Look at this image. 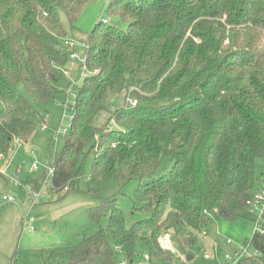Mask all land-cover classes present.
Masks as SVG:
<instances>
[{
  "label": "trees",
  "instance_id": "trees-1",
  "mask_svg": "<svg viewBox=\"0 0 264 264\" xmlns=\"http://www.w3.org/2000/svg\"><path fill=\"white\" fill-rule=\"evenodd\" d=\"M88 1L0 0V155L16 137L29 140L45 118L39 104L68 94L60 13L75 26ZM109 10L125 25L101 19L92 31L71 130L51 163L50 191L69 192L94 155L84 192L101 200L87 209L99 229L61 249L65 264H119L117 246L134 262L141 245L153 264L156 255L171 259L158 238L167 224L193 247L209 211L256 219L247 201L264 159V0H115ZM123 91L138 105L94 125ZM111 179L119 190L136 183L132 210L141 218L129 221L117 193L102 196ZM250 246L235 264H264V221Z\"/></svg>",
  "mask_w": 264,
  "mask_h": 264
},
{
  "label": "rangeland",
  "instance_id": "rangeland-1",
  "mask_svg": "<svg viewBox=\"0 0 264 264\" xmlns=\"http://www.w3.org/2000/svg\"><path fill=\"white\" fill-rule=\"evenodd\" d=\"M114 1L89 0L75 26L71 25L67 15L62 11L60 19L66 31V36L63 38L65 45L69 47L73 42V51L84 56L87 53L85 45L89 44V37L99 20L109 18L113 22L125 25L118 16L110 14L109 8ZM65 69L68 74L64 72L66 79L63 88L68 87V81L72 83L68 94L61 93L57 96V100L39 104L45 118L40 117L36 122L35 130L28 141L21 140L19 145L15 139L13 140L9 153L5 154V157L10 159L9 163L6 164L3 160L0 164L5 172L4 175L0 173V243L5 242L4 246L0 244V264H65L66 260L61 255V249L75 245L85 234L99 229L98 224L92 225L87 209L98 205L101 200L84 192L95 162L94 155L87 157L84 171L75 190L51 192L49 178L47 183L42 179L51 169L53 156L63 149L65 136L71 130V115L76 111L75 105L72 109L69 108L79 95L77 87L88 73V68H85L84 73L81 72L79 60L72 58L69 59L64 71ZM128 96L133 97L127 91L113 93L106 108L94 117V125H104L115 108L127 105ZM65 106H68L66 111ZM44 122L47 126L42 129ZM65 129H68L66 134H64ZM34 164L35 168H33ZM263 170L264 159L257 158L258 183ZM29 179L43 183L41 191L45 194V198L38 203H33L31 200L32 187L26 184ZM12 180L19 181L21 186L15 185ZM135 186V182H130L119 190L117 181L111 179L105 182L102 192L105 198L117 193L118 203L131 223L141 218L132 210ZM4 194H11L15 197V201L2 202L1 198ZM28 213L34 217V230L29 228L30 223L21 221L24 214ZM207 216L208 226L198 233L197 244L193 247L182 246L180 239L184 233L177 230L173 224L165 225L158 232V238L159 240L164 237L169 238L170 245L166 252L171 259L156 255L153 257V264H235L225 256L229 254L237 259L238 248L244 243L249 245L250 253L253 254L254 248L250 246V241L257 228V219L242 217L228 219L219 217L212 211H209ZM10 224L13 226H7ZM102 224L106 225V220ZM228 239L232 242L229 243ZM10 244H13V249L9 252ZM138 250L141 254L137 260H141L144 253L150 252L144 245ZM206 254L210 258L207 259Z\"/></svg>",
  "mask_w": 264,
  "mask_h": 264
},
{
  "label": "built area",
  "instance_id": "built-area-1",
  "mask_svg": "<svg viewBox=\"0 0 264 264\" xmlns=\"http://www.w3.org/2000/svg\"><path fill=\"white\" fill-rule=\"evenodd\" d=\"M103 20H104V22L109 23V19L108 18L107 19L103 18ZM73 46H74V43L71 42L70 46H69L70 58L79 60L81 68H82L81 72L84 73L85 72V68H86V58H87L86 54L87 53L84 56H81L78 52L73 51ZM85 46H86V48L88 50L89 44H86ZM64 72L66 74H68V71L66 69H65ZM126 103H127V105H126L127 107L133 108L136 105H138L139 100L137 98H135V97L128 96L127 100H126ZM66 110H67V106H65V111ZM71 116L73 118V114ZM46 126H47L46 122H44L43 125H42V129L46 128ZM67 130L68 129L64 130V134L67 132ZM21 140L22 139L20 137H16L15 138V141L18 142L19 145L21 144ZM3 160H5L6 164H8L9 161H10V159L8 157H5V155H0V164H1V162ZM35 167H36V165L34 164L33 168H35ZM0 173L3 174V175L5 174L4 169L1 167V165H0ZM51 174H52V169L49 170V177H47V179L50 178ZM47 179H45L44 183H47ZM12 182L15 185L21 186V183L19 181L12 180ZM67 189H68V187L65 188V190H67ZM41 190H42V188L39 189V190L31 189V200H32L33 203H38V202L42 201L45 198V194L42 193ZM1 199H2V202L15 201V197L12 196L11 194H4ZM247 203L250 206L251 212L256 214L257 228L255 230H259V229H261L262 222L264 221V174L262 175V177L260 179V187H259L258 191L254 194V196L252 198H250L247 201ZM0 209H1V205H0ZM24 221L30 223L29 228L31 230L35 229L34 225H33L34 217L31 216L30 213H28V214H26L24 216ZM228 242L230 243V242H232V240L228 239ZM160 245H161V247L163 249H167L169 247V245H170L169 238L168 237H164V238L160 239ZM117 249L119 250V253H120V258H119V261H118L119 264H149V261H150V254L149 253H145L142 256L141 260L139 259V260H136V261L132 262L123 254L122 248L120 246H117ZM238 254H239V257L237 259H235L234 257L230 256L229 254H226L225 258L227 260H230V261L232 260V261H234L236 263V262H238V260L240 258H242L244 256H250L252 253H250L249 245L247 243H244L243 245H240L239 248H238ZM205 257L207 259L210 258V256L208 254H206Z\"/></svg>",
  "mask_w": 264,
  "mask_h": 264
},
{
  "label": "crops",
  "instance_id": "crops-1",
  "mask_svg": "<svg viewBox=\"0 0 264 264\" xmlns=\"http://www.w3.org/2000/svg\"><path fill=\"white\" fill-rule=\"evenodd\" d=\"M12 202H13V201H12ZM15 206H16V205H15ZM24 216H25V214H24ZM24 216H23V218H21V221L24 220ZM19 220H20V217H19ZM7 226L11 227V226H13V224H10V225H7ZM0 244L4 246V245H5V242H1ZM12 249H13V244H10V245H9V249H8L9 252L12 251Z\"/></svg>",
  "mask_w": 264,
  "mask_h": 264
}]
</instances>
